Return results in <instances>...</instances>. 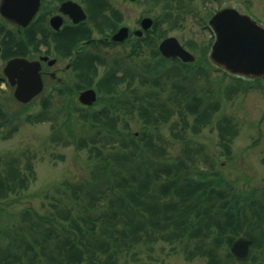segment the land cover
Wrapping results in <instances>:
<instances>
[{
    "label": "trees",
    "instance_id": "16d2710c",
    "mask_svg": "<svg viewBox=\"0 0 264 264\" xmlns=\"http://www.w3.org/2000/svg\"><path fill=\"white\" fill-rule=\"evenodd\" d=\"M184 1L176 0L177 13L184 9ZM168 14L174 15L171 5ZM163 37L166 36L158 24L155 35H149L143 43H135L134 52L128 58L134 59L138 54V62L122 77L117 76L112 66L94 83L96 60L101 64L106 62L92 54L81 58L84 88L95 87L100 94L98 102L105 105L99 111H92L75 107L73 95L69 93L65 98L63 94L60 96L65 100L64 127L71 132L72 125L83 126L95 132L93 136L91 132L90 136L74 142L77 148L89 149L93 167L90 178L82 184H65L68 196H72L81 209L80 215H73L76 205L62 207L58 216L43 215L33 209L6 212L0 208L4 218L19 217L12 226L2 227L3 237L9 238V243L4 247L0 243V264H119L120 255L132 252L136 256L138 245L163 238L164 232L171 227L177 238L203 232L206 240L213 241L214 245H209L204 253L208 257L207 264H230V259L238 260L230 252L226 259L219 256L218 247L223 242L231 247L242 235L253 240V244L250 256L238 260L239 263L264 264V202L251 201L241 206L239 195L224 188L222 178L214 180L205 172L196 177L188 170L189 162L196 161L193 155L177 159L176 165H163L159 159L143 160L141 153L147 146H152L155 152L157 149H154L151 135L144 134L143 145L137 142L135 133H130V143L120 136L122 131L117 123L122 111L133 114V110H137L146 125L155 128L167 121L174 112L173 107L182 113L187 109L194 117V129L209 123L211 104L198 96L196 88L181 81L206 74V65L212 66L208 59L211 43L200 49L197 44H187L190 50L202 55L195 64H184L179 59L169 60L161 55L156 39ZM197 67L201 69L196 71ZM136 70H143L140 83L146 97L132 87ZM154 81L157 90L150 91L147 85ZM49 101L43 100V109L36 115H26L29 107L25 106L23 112L8 118L0 107V132L7 126L12 127V132L18 128L17 114L23 113L26 122L49 118L52 108ZM78 112L81 113L78 115ZM188 118L189 114L183 118L185 127L189 125ZM182 132L181 129L179 136ZM236 134L229 119L219 122L220 140L228 149ZM70 136L73 138L75 134ZM115 140L122 143L121 151L116 150ZM33 174L30 164L23 168L20 160L0 155V203L27 189ZM254 248L259 249V254L253 252Z\"/></svg>",
    "mask_w": 264,
    "mask_h": 264
},
{
    "label": "rangeland",
    "instance_id": "374dc122",
    "mask_svg": "<svg viewBox=\"0 0 264 264\" xmlns=\"http://www.w3.org/2000/svg\"><path fill=\"white\" fill-rule=\"evenodd\" d=\"M112 3L125 14L123 24L128 26L130 32L134 29L141 30V18L153 20L161 13L163 18L159 22L166 37H176L184 45L197 44L199 49L208 43H213L211 33L204 29L202 24L207 23L221 7L238 8L264 24V0H185L181 13H177L176 0H112ZM170 5L174 15L168 14ZM190 7H196L199 11L191 12ZM105 30L108 33L109 29ZM91 36L100 37L101 34L96 32ZM161 39H156V44ZM129 40L134 41V36L132 35ZM130 44L132 43H127ZM188 49L196 58L202 55ZM120 51L122 49L108 47H101L98 51L93 48L87 49V53L106 62L101 64L98 61L96 64L97 75L94 83L110 71L112 66H115L119 77L124 76L130 68H134L133 64L138 62V54L134 59H128ZM66 61L68 59H65ZM209 62L211 63L210 60ZM206 67L205 75L187 81L182 80L181 83L196 88L198 96L204 97L206 103L211 104L209 105L211 117L207 125H202L198 130L194 129V117L187 109L184 112L187 115H183L184 113L179 112L175 107L173 114L168 116L165 123L161 122L158 128L146 125L137 110H133V114L122 111L117 123V128L122 131L120 136L125 140L124 142L130 143L132 138L130 133H135L137 142L143 145L144 134L148 137L151 135L154 149H157L155 152L152 146L150 148L147 146L146 151L141 153L143 160L159 159L163 165H176L177 159L193 155L196 161L189 162L188 170L196 177H199L201 172H205L214 180L222 178L223 187L229 189L230 193L239 195L238 201L241 206H247L251 201L264 202V80L259 84L249 81L239 82L233 76H225L213 66L206 65ZM197 69L201 68L197 67L196 71ZM136 71L132 87L146 97L147 94L140 83L143 70ZM79 85L80 88H77L79 91L89 88H84L86 83L81 80ZM147 86L150 91H156L158 87L155 81ZM3 88L5 86L1 84L0 107L7 113L8 118L23 112L25 106L14 99L10 90ZM62 94L65 98L68 93ZM69 95H73L72 99L77 108L99 111L105 105L104 102H97L91 108L84 107L79 102L77 90ZM45 98L50 100L49 104L52 106L48 113L49 118L26 122L23 120V113L17 114L18 128L12 132V127L7 126L0 132V155L9 157L11 155L20 160L23 168L30 164L34 172V178L30 177L27 189L19 195H11L0 203V208L6 212L33 209L43 215L58 216L62 207L71 208L77 204L72 196H68V188L65 184H82L91 176L93 167L89 161V149L77 148L74 142L78 143L80 138L90 136L91 132L93 136L94 130H85L83 126L78 128L75 125L71 126V132L69 128H65L63 124L65 100H61L56 93L50 91L40 95L26 113L39 112ZM57 110L60 111L56 112ZM188 114L189 125L185 127L183 118L188 117ZM224 118L229 119L237 130L229 149L222 144L219 135V122ZM181 129L183 132L179 136ZM71 133L75 134L73 138L70 136ZM114 146L116 150L121 151L119 148L122 143L115 140ZM129 147L135 148L132 145ZM79 193L82 194L81 189ZM78 208L79 205L74 207L75 217L80 215L81 209ZM14 220L19 221V217L4 218L0 213V243L3 247L9 243V238L4 239L2 227L12 226ZM172 232L173 227L164 232L163 238L159 237L155 242L138 245L136 256H133L132 252L120 255L119 264H207L208 257L204 253L209 245H214L211 239L206 240L203 232L200 234L194 232V236H188L191 238L187 236L177 238ZM229 252L228 243L223 242L219 245V256L226 259ZM253 252L259 254V249L254 248ZM229 261L230 264H241L238 260Z\"/></svg>",
    "mask_w": 264,
    "mask_h": 264
},
{
    "label": "flooded vegetation",
    "instance_id": "af4514ba",
    "mask_svg": "<svg viewBox=\"0 0 264 264\" xmlns=\"http://www.w3.org/2000/svg\"><path fill=\"white\" fill-rule=\"evenodd\" d=\"M79 6L86 14L84 20H78L82 16ZM124 15L112 0H0V85L15 94L16 78L6 68L21 58L41 63L43 93L57 94L61 89L79 93L81 46L95 51L101 47L116 50L126 47L128 40L125 43L107 41L128 28L123 24ZM105 29H109L108 33ZM136 31L130 35L134 36ZM96 32L101 36H91Z\"/></svg>",
    "mask_w": 264,
    "mask_h": 264
},
{
    "label": "water",
    "instance_id": "95a60500",
    "mask_svg": "<svg viewBox=\"0 0 264 264\" xmlns=\"http://www.w3.org/2000/svg\"><path fill=\"white\" fill-rule=\"evenodd\" d=\"M6 9L7 5H6ZM37 10L34 9V13ZM78 20H83L85 15ZM18 16V15H17ZM145 20L144 25L150 24ZM216 33L215 43L210 58L212 62L223 70L245 77H264V26L250 16L241 14L234 8L220 10L210 21ZM125 31V32H124ZM116 37L123 39L126 30ZM160 50L166 57H180L185 62L194 61V56L186 51L176 38H168L161 45ZM40 62H29L25 59L12 61L6 72L17 80L15 97L22 103H28L38 96L44 89ZM14 79H12L13 81ZM97 100V93L90 89L81 93L80 101L92 105ZM252 242L241 237L234 243L231 252L239 258L245 259L250 251Z\"/></svg>",
    "mask_w": 264,
    "mask_h": 264
}]
</instances>
